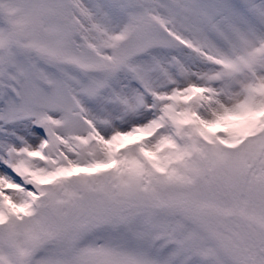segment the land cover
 Segmentation results:
<instances>
[{
	"label": "snow or ice",
	"instance_id": "1",
	"mask_svg": "<svg viewBox=\"0 0 264 264\" xmlns=\"http://www.w3.org/2000/svg\"><path fill=\"white\" fill-rule=\"evenodd\" d=\"M0 264H264V0H0Z\"/></svg>",
	"mask_w": 264,
	"mask_h": 264
}]
</instances>
